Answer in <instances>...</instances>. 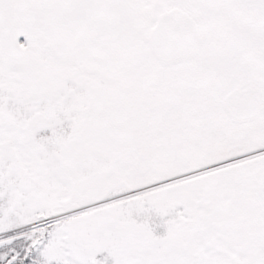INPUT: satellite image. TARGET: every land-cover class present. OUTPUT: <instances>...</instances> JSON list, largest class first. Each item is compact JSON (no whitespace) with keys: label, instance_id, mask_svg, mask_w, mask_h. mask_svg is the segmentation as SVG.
Segmentation results:
<instances>
[{"label":"snow or ice","instance_id":"obj_1","mask_svg":"<svg viewBox=\"0 0 264 264\" xmlns=\"http://www.w3.org/2000/svg\"><path fill=\"white\" fill-rule=\"evenodd\" d=\"M0 264H264V0H0Z\"/></svg>","mask_w":264,"mask_h":264}]
</instances>
